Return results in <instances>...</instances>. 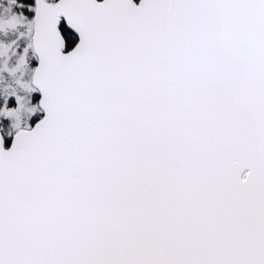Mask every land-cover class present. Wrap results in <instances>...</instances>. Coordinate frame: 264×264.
Wrapping results in <instances>:
<instances>
[{"label":"snow or ice","instance_id":"6c2138e0","mask_svg":"<svg viewBox=\"0 0 264 264\" xmlns=\"http://www.w3.org/2000/svg\"><path fill=\"white\" fill-rule=\"evenodd\" d=\"M0 264H264V0H0Z\"/></svg>","mask_w":264,"mask_h":264},{"label":"water","instance_id":"95a60500","mask_svg":"<svg viewBox=\"0 0 264 264\" xmlns=\"http://www.w3.org/2000/svg\"><path fill=\"white\" fill-rule=\"evenodd\" d=\"M136 3H139V0H135Z\"/></svg>","mask_w":264,"mask_h":264}]
</instances>
